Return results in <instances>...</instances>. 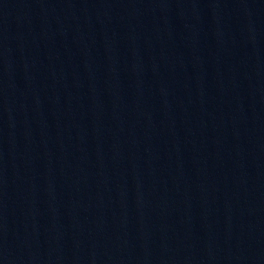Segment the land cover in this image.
Here are the masks:
<instances>
[{
    "label": "water",
    "instance_id": "95a60500",
    "mask_svg": "<svg viewBox=\"0 0 264 264\" xmlns=\"http://www.w3.org/2000/svg\"><path fill=\"white\" fill-rule=\"evenodd\" d=\"M0 264H264V0H0Z\"/></svg>",
    "mask_w": 264,
    "mask_h": 264
}]
</instances>
